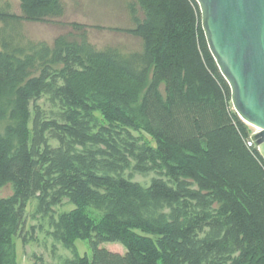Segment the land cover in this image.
<instances>
[{
    "label": "trees",
    "instance_id": "1",
    "mask_svg": "<svg viewBox=\"0 0 264 264\" xmlns=\"http://www.w3.org/2000/svg\"><path fill=\"white\" fill-rule=\"evenodd\" d=\"M18 2L19 15L0 7V118L11 106L0 188L12 191L0 197V264L17 263L15 238L36 240L33 200L64 248L88 241L90 256L64 264H264V158L247 145L253 129L233 109L196 0H125L130 25L113 30L140 41L128 53L95 48L76 22L51 44H24L13 23L53 22L64 5ZM131 164L157 176L143 187L122 175Z\"/></svg>",
    "mask_w": 264,
    "mask_h": 264
},
{
    "label": "rangeland",
    "instance_id": "2",
    "mask_svg": "<svg viewBox=\"0 0 264 264\" xmlns=\"http://www.w3.org/2000/svg\"><path fill=\"white\" fill-rule=\"evenodd\" d=\"M64 13L61 17L54 19L53 22H28L20 21L13 23L14 32L17 31V38L22 43L46 42L51 44L53 39L59 34L70 31V23L76 22L87 25V36L90 43L95 48L102 49L108 46L116 47L123 53L140 49V41L124 32L114 31L113 28H124L130 25L128 13L125 8V0H62ZM0 7L9 13L20 14L18 0H0ZM18 38V39H19ZM4 115L0 118V134H5L6 126L11 124L9 104L3 105ZM250 126V125H249ZM251 129L254 130L252 126ZM137 137V132H132ZM144 138L150 141V138L142 133ZM122 175L131 181L137 182L146 187L150 180L157 176L153 171L147 173L136 172L132 164L125 169ZM9 184L0 188V197H7L11 194ZM36 201H30L26 207V225L25 229L33 226L35 228V241H29L22 244L21 239L15 238L16 264H38L41 258L42 264H64L68 259L75 255L91 254L86 239H78L73 249L64 248L59 242L55 241L49 234L52 228L48 217L34 215ZM70 205L55 207L53 216L64 210L71 209ZM92 211V210H91ZM93 212V216H96ZM100 247L109 251L124 253L125 247L118 242H105Z\"/></svg>",
    "mask_w": 264,
    "mask_h": 264
},
{
    "label": "water",
    "instance_id": "3",
    "mask_svg": "<svg viewBox=\"0 0 264 264\" xmlns=\"http://www.w3.org/2000/svg\"><path fill=\"white\" fill-rule=\"evenodd\" d=\"M208 49L264 158V0H196Z\"/></svg>",
    "mask_w": 264,
    "mask_h": 264
},
{
    "label": "built area",
    "instance_id": "4",
    "mask_svg": "<svg viewBox=\"0 0 264 264\" xmlns=\"http://www.w3.org/2000/svg\"><path fill=\"white\" fill-rule=\"evenodd\" d=\"M256 131H257V129L254 128V130H253L252 133H251L250 139L247 141V145H248V146H251V145H252V142L254 141L253 138H252V136H253V134H254Z\"/></svg>",
    "mask_w": 264,
    "mask_h": 264
}]
</instances>
